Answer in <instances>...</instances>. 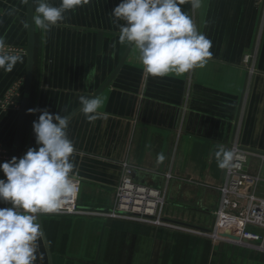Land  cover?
Wrapping results in <instances>:
<instances>
[{"label":"crops","instance_id":"0c3cea01","mask_svg":"<svg viewBox=\"0 0 264 264\" xmlns=\"http://www.w3.org/2000/svg\"><path fill=\"white\" fill-rule=\"evenodd\" d=\"M120 2L90 0L47 35L35 26L32 90L17 158L38 147L32 123L40 113L29 109L67 116L80 106L79 96L94 95L116 70L128 47L119 43L111 15ZM182 9L212 43L203 68L152 77L131 46L95 96L103 99V115L89 121L79 110L69 118L82 209L110 207L127 164L135 181L162 189L166 219L209 229L226 170L214 154L235 141L254 152L246 170L259 178L254 191L264 198V0H203L200 9ZM0 37L23 55L12 72L0 71V100L21 82L16 105L0 107V148L11 152L26 69V0H0ZM90 69L96 74L86 82ZM41 233L36 264H264L262 250L135 221L44 214Z\"/></svg>","mask_w":264,"mask_h":264},{"label":"clouds","instance_id":"9594fccd","mask_svg":"<svg viewBox=\"0 0 264 264\" xmlns=\"http://www.w3.org/2000/svg\"><path fill=\"white\" fill-rule=\"evenodd\" d=\"M34 25L47 35L67 19V13L83 9L90 0H33ZM200 9L203 0H121L112 9L113 23L119 30L118 41L131 45L138 53L144 71L152 77L180 76L203 68L212 56V43L201 32L182 6ZM122 22V23H121ZM0 37V71L10 73L23 55L9 50ZM95 69L84 77L91 82ZM81 113L89 121L103 115L104 102L99 97H78ZM39 112L32 129L38 147L29 148L20 157L0 163V264H36L41 238L38 216L58 211L65 200L77 192L73 177L75 147L68 136L70 120L47 109ZM217 166L230 169L235 151L219 145L215 151ZM164 154L157 156L159 162Z\"/></svg>","mask_w":264,"mask_h":264},{"label":"built area","instance_id":"2783aa9c","mask_svg":"<svg viewBox=\"0 0 264 264\" xmlns=\"http://www.w3.org/2000/svg\"><path fill=\"white\" fill-rule=\"evenodd\" d=\"M251 56H245L248 63ZM251 72H254L253 66ZM21 82L14 83L0 107L16 105L12 100L18 96ZM229 149L236 153L233 165L225 170V182L218 188L220 201L212 213L213 225L209 230H201L177 223L164 217L165 195L161 188L135 181L132 168L123 165V173L115 188L110 207L101 209H82L78 204L81 181L73 178L77 192L64 201L56 215H85L108 220H125L146 223L210 239L212 242H228L243 245L242 239L264 245V198L254 191L259 178L246 170L248 159L254 152L242 147L236 141ZM10 160V152L0 148V163ZM167 178L170 175H166Z\"/></svg>","mask_w":264,"mask_h":264},{"label":"water","instance_id":"95a60500","mask_svg":"<svg viewBox=\"0 0 264 264\" xmlns=\"http://www.w3.org/2000/svg\"><path fill=\"white\" fill-rule=\"evenodd\" d=\"M33 17H34L33 0H26L27 46H26V50H25V55H26L25 79H24V83H23L19 118H18L15 138H14L12 150L10 152V159L12 157H18L19 156V153H18L19 141H20L22 127L24 124V119H25V115H26V111H27L28 103H29V99H30V94H31V90H32L34 58H35V25L33 22ZM130 47H131V45H128L122 59L120 60L116 70L114 71V73L104 83V85L91 97H95L98 93H100L104 88H106L108 86L112 77L116 74V72L119 70V68L123 64ZM80 108H81V105L79 107H77L74 111H72L69 115H67V117L70 118L73 114H75L77 111H79ZM132 174H133V171H132ZM3 206H4V204L0 203V207H3ZM43 215L44 214H40L38 216V221H37L40 224L41 231H42V216ZM187 226L197 228V229H201V230H209V229L200 228V227H197L194 225H187ZM43 239H44V243L46 245V248L48 250V254H50V251H49L47 244H46V240L44 237H43ZM242 244L245 246H248V247H253V248L264 251V245H261L259 242L251 241L248 239H242Z\"/></svg>","mask_w":264,"mask_h":264}]
</instances>
